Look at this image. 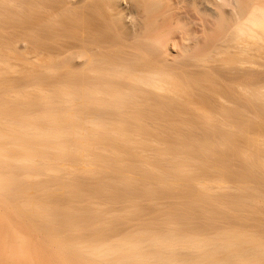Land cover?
I'll use <instances>...</instances> for the list:
<instances>
[{"label": "bare ground", "instance_id": "obj_1", "mask_svg": "<svg viewBox=\"0 0 264 264\" xmlns=\"http://www.w3.org/2000/svg\"><path fill=\"white\" fill-rule=\"evenodd\" d=\"M30 2L33 40L29 44L32 50H28L33 53L26 58V67L19 77L4 80L6 74L0 70L3 86L0 85L3 88L0 87L3 99L0 100L3 115L0 116V206L21 204L34 219L62 227L86 226L88 230H63L65 238L75 236L76 240L57 246L62 253L58 258L52 253H49L52 257L47 255V249L56 246L50 235L43 241L29 231L16 235L2 221L3 245L7 249L2 253L3 264H35V250L43 264H264V189L255 181L264 178V0ZM52 10L60 20L57 22L60 29L73 30L75 40L60 44L52 41L47 34L52 31L49 19ZM13 80L18 82L14 84ZM19 80L32 84L26 88ZM44 85L52 91L44 94L46 88L41 89ZM36 87L43 99H31L22 111V100L28 96L19 102L23 92L19 89L25 94L27 89ZM18 90L21 93L16 99ZM46 94L48 97L44 98ZM72 95L70 105L75 107L80 125L96 129L98 126L106 138H90L85 135L87 130L83 134L85 139L80 138L81 131L77 126L74 128L78 118L70 113L74 110L69 112L65 101L66 96L71 100ZM17 103H21V112L16 110ZM17 111L18 115L34 116V122L22 121L20 115L15 118ZM68 112L74 115L75 122L67 123ZM9 116L13 119H8ZM72 118L69 119L73 121ZM35 119L47 126L66 125L64 135L55 130L38 131ZM115 131L120 139L108 137ZM59 139L75 142L100 139L106 141V146L90 141L86 143L92 144L82 147L74 143L50 146L49 141ZM31 141L47 145L28 147ZM105 150L108 156L102 154ZM64 154L74 157L70 159L73 162L88 163L89 167L82 169L84 172L114 180L116 184L121 182L122 186L128 184L123 187L129 186L130 201L124 200L128 198L125 196L118 198L125 205L132 201L137 204L121 205L117 193L107 189L109 186L113 189L111 184L104 189L111 192L109 197L103 190L107 185L101 183L59 177L53 182L35 181V171L70 174L68 166L60 165ZM207 157L220 163L214 165ZM104 160L111 163L109 169L106 168L109 164L103 166ZM148 162L163 165L174 178L169 184L154 180L167 184L155 188L153 185L158 187L157 183L147 177ZM120 163L129 167L123 170ZM126 172L130 174L125 178ZM229 172L252 178L254 182L237 183L239 175L232 177ZM202 174H207L208 180L227 175L229 187L207 198L192 199L193 189H188L191 184L194 189L211 188V183H200L201 177L206 179ZM128 177L137 178H131L135 182L142 180L148 186L140 181L135 185ZM175 179L184 187L185 199H189L185 203L195 206L194 210L189 206L182 214L179 211L183 209L179 208L176 214L183 216L178 215L177 219L182 217L183 224L163 218L162 225L152 227L154 222L148 225L156 217L152 218L150 211L158 217L163 212L168 217L172 214L169 208L160 207V203L165 206L166 202L157 196L160 188L178 185ZM148 181L153 184L152 189L148 188L151 187ZM185 182L191 183L190 186L185 187ZM141 186L147 188L143 190ZM69 188L77 195H73L75 198L89 189L100 200L75 199L71 203V198L65 197L54 202L56 205L36 200L43 192L63 194ZM79 189H83L82 193ZM150 189L158 190H154L157 198L152 197L154 194L149 198L152 205L154 200L160 201L156 203L160 204L158 210L155 204L153 210L150 206L140 208L138 200L131 197L132 192L134 195L142 190L151 192ZM136 208L145 213L138 214ZM121 211L134 217L123 212L129 218L125 216V221L122 215L117 222L115 217ZM159 211L162 212L158 215ZM146 212L150 218L145 217ZM156 219L155 225L159 221ZM131 220L133 223L139 220L138 225H132ZM176 221L177 228L180 224L183 230H172ZM166 223H173L172 227ZM99 224L108 227L100 229Z\"/></svg>", "mask_w": 264, "mask_h": 264}, {"label": "rangeland", "instance_id": "obj_2", "mask_svg": "<svg viewBox=\"0 0 264 264\" xmlns=\"http://www.w3.org/2000/svg\"><path fill=\"white\" fill-rule=\"evenodd\" d=\"M31 2H30V0H0V70H2V71H4L5 72V74H6V78L4 79V80H9L10 78H12V77H19L20 75H21V72H22V70L26 67V58L29 56H31V52L32 51H30V50H28V49H31L32 50V47L29 45L30 44V42L33 40V35H32V33H33V31L31 30V28H32V22H31V18H30V7H31V4H30ZM53 11V10H52ZM51 11V12H52ZM54 12V11H53ZM52 12V13H53ZM52 13H51V15L50 16H52V17H50L49 19H50V21H51V25H50V30H52L51 32L49 31L47 34H49L50 35V37H52V41H53V39L55 40V43L56 44H60V43H67V42H72L73 40H75L74 38V35H75V33L73 32V30L72 31H70V32H64L62 29H60L61 27L59 26L60 24H58V23H60V20L58 19L57 20V14L54 12L53 13V15L55 14V16H53L52 15ZM57 16V17H56ZM56 17V18H55ZM56 19V20H55ZM58 22V23H57ZM56 29V30H55ZM61 30H62V32H61ZM48 31V30H47ZM32 32V33H31ZM55 32V33H54ZM54 33V34H53ZM54 35V36H53ZM48 40V39H47ZM72 40V41H71ZM75 42V41H74ZM9 43V45H11V47L12 48H10V47H8V44ZM8 47V48H6V47ZM33 53V52H32ZM14 84H15V82H18V80H13L12 81ZM19 84L21 85H24V84H26V88H28L32 83H30L29 84V82H26L25 83V81L24 82H21L20 80H19ZM0 83H1V81H0ZM27 83H28V85H27ZM1 86H2V84H0ZM21 85V86H22ZM0 86V87H1ZM3 87V86H2ZM1 87V88H2ZM23 87H25V86H23ZM47 86L46 85H44V87L43 88H41V89H43L44 90V88H46ZM37 88V89H36ZM36 88H29V89H27V93H25V94H23L24 93V90H22V89H19V90H21V92H19V90H18V93L16 92L15 94V96L14 97H17L18 95L17 94H20L21 93V95H20V99L18 100L19 102H22V104H23V109H22V111L25 109L24 108V106H25V103L26 104H29L28 102L29 101H31V99H35L36 98V100L40 97L41 99H43L42 98V95L40 94V96H39V94H37L38 92H36V91H39L38 90V88L39 87H36ZM3 89V88H2ZM49 88H46L44 91H42L44 94L46 93V91H47V93H48V90ZM1 90V89H0ZM30 90V91H29ZM2 91V90H1ZM33 91V92H32ZM50 91H52V90H50ZM49 91V92H50ZM29 92L31 93V94H29ZM35 92V93H34ZM27 94V95H26ZM35 94V96H33L34 98H32L31 96L32 95H34ZM51 94H52V92H51ZM51 94H49V95H51ZM54 94V93H53ZM28 96L27 98H26V96ZM37 95V96H36ZM48 94H46V96L44 97V98H46V97H48L47 96ZM25 96V98L26 99H24L23 97ZM52 96V95H51ZM2 97V96H1ZM19 97V96H18ZM18 97L16 98V99H18ZM31 97V98H30ZM38 97V98H37ZM70 97V96H69ZM69 97L68 96H66V98L68 99H66L65 101H67V104H68V106L67 107H70L68 110H69V112L71 111V110H74V106H73V108H72V106L70 105V104H72L73 102H72V100H74L73 99V95L71 96V100L69 99ZM22 98H23V100H22ZM75 98V97H74ZM15 99V98H14ZM13 99V101L12 102H15V100ZM0 100L2 101L3 99L2 98H0ZM4 100H6V99H4ZM22 100V101H21ZM45 100V99H44ZM27 101V102H26ZM76 101V100H75ZM74 101V102H75ZM6 102V101H5ZM34 102V101H33ZM32 102V103H33ZM72 102V103H71ZM16 103V102H15ZM18 104V103H17ZM17 104H15L16 105V108L17 107H19V105H21V103H19L18 105ZM30 105H31V103H30ZM28 106V105H27ZM19 109H21V107H19L18 109H16V110H18V111H20L21 112V110H19ZM67 110V111H68ZM17 111V113H16V117L15 118H20L19 117V115L22 117L21 118V120L22 121H31V120H33L32 118H34V116H32V118H31V116H26V115H23V114H19L18 115V112ZM26 112V111H25ZM68 112V113H69ZM74 112H75V110H74ZM73 111H71L70 113H72V114H74V115H76V112L74 113ZM43 112H41V114H42ZM69 113V114H70ZM44 114V113H43ZM72 114H70V116L68 115L66 118L68 119V122H67V119H66V122L67 123H69V121L71 122V123H73V122H75L74 120H76L75 118H74V115H72ZM0 116H3V115H1L0 114ZM13 116V115H12ZM12 116H9V117H7L8 119L10 118V119H13V117ZM37 116V115H36ZM5 117V116H4ZM41 117H43V115L41 116ZM70 117H73L72 118V120L73 121H71L69 118ZM75 117H77V115L75 116ZM37 118V117H36ZM78 118V120H76V125L74 126V128L77 126V128L81 131L80 133H82V134H79V135H82V136H80V138L81 137H83V134H85V132H90V133H86L85 135H87V134H89V137L90 136H92V137H97V138H100V137H107L106 135H104L102 132L104 131L103 129H105V128H103V127H101L102 128V130L103 131H101L100 129H98L99 127L97 126V129L96 128H86V126L84 125V126H81L80 125V123H79V118L80 117H77ZM52 119H54V118H52ZM35 126L38 128V131H40V130H55V131H58V132H60V134L61 135H64V133H63V128L65 129V127H66V125L65 126H63V125H60V124H55V123H51V125L49 126H47L46 124H39L38 122H37V120L35 119ZM33 122H34V120H33ZM66 122H64V123H66ZM37 123V124H36ZM69 125V124H68ZM87 126H89V125H87ZM94 126V125H93ZM92 126V127H93ZM68 127H70V126H68ZM91 127V126H90ZM73 128V127H72ZM121 129L122 128H117L116 130H118V131H121ZM62 132H61V131ZM87 130V131H86ZM105 130H107V128L105 129ZM123 130V129H122ZM124 130H127V129H125L124 128ZM154 131H157V130H154ZM139 132H140V130H139ZM134 134V133H133ZM132 134V135H133ZM85 135H84V139H85ZM126 136V135H125ZM130 136V135H129ZM92 137H90V138H92ZM108 137L111 139V138H113V139H120L119 137H120V134L117 132V131H115V133H113V134H110V135H108ZM78 140H80V139H78ZM86 141H90V142H96V144H98V145H102V146H106L105 144V142L106 141H101L100 139L99 140H86ZM86 141H82V142H79V141H77V142H75V141H73V140H69V141H66V140H64V139H59L58 141H54V142H52V141H49V142H51V144H50V146H53V145H66L67 143H74V144H77L79 147H82V145H84V144H92V143H86ZM214 145H216L215 143H213ZM41 145H47L46 143H44V142H40V141H31L30 142V146H28V147H33V146H41ZM71 145H73V144H71ZM106 151V150H105ZM105 151H101L102 152V154H104V153H106L105 154V156L107 155V151L105 152ZM51 153H53V152H51ZM42 155H47V154H42ZM56 155H58V153H56ZM109 155V154H108ZM107 155V156H108ZM64 156H65V154H64ZM53 157H54V159L57 161L58 160V158L56 159L55 158V155H54V153H53ZM62 158H64V159H62V160H60V165L61 164H65L66 166H68L67 167V171L68 172H70V174H64V173H59L58 175H54V174H49V173H46V172H43V171H35L34 172V175L36 176L35 177V181L37 180V181H50V182H53V180L55 179V178H57V177H59V178H65V179H69V180H73V179H77V180H80V181H87V182H91L92 184L93 183H97V185H98V183H101V184H103V185H107V186H105V187H103V190L104 189H106V187H108V184H111L112 186H114L113 187V189L110 187V189H109V187L107 188L108 189V191L110 190V191H115L114 193H117L116 194V196H117V198L119 197V198H123L124 196L125 197H128V195L130 194L131 195V193L128 191V189L127 188H124L123 186L125 185H128V184H126V183H124V185L122 186L121 185V182L119 183V184H116L115 182H114V180H112L111 182H110V180L108 181L107 179H105V178H102V177H98V176H96V175H94V174H91V173H88V172H84L82 169H87L89 166H87L88 165V163H84L83 162V164L82 163H80L79 161H78V163H76V162H73L72 160H70V159H73L74 157H71L70 155L69 156H65V157H62ZM210 158V160L212 161V158L211 157H207L206 158V160H208ZM59 159H61V158H59ZM210 160H208V161H210ZM214 160V162L212 161V163H215L214 165H217L218 163L217 162H219L220 163V160L218 161L217 159H213ZM62 161V162H61ZM105 162H103V166L104 165H106V164H109V162H107L106 163V160H104ZM189 161V160H188ZM207 161V162H208ZM105 163V164H104ZM127 163V162H126ZM123 164V165H121V163H120V168L121 169H125V168H128L129 166H127L128 164ZM150 162H148L147 164L148 165H146V166H148L150 169H148L147 170V172L150 174V176H147V177H149V178H151L152 179V183H153V181L154 180H161V182H163L164 181V183H168V181L169 182H171V180H172V178H174V177H170V175L168 174V170H165L166 168H163L162 166L163 165H159V164H156V163H150ZM210 163V162H209ZM212 163H210V165H212ZM238 165L239 164H241V162H239V161H237L236 162ZM132 164V163H131ZM71 166V167H70ZM112 165H111V163L109 164V165H106V168H110ZM90 167H92V165L90 166ZM97 167V166H96ZM125 167V168H124ZM78 170V171H77ZM82 170V171H81ZM154 170H155V173H154ZM165 172H163V171ZM79 171H81V172H79ZM146 172V173H147ZM21 173H23V172H21ZM127 173V172H126ZM126 173H124L125 174V178L127 177V175L128 174H130V172H128L127 174ZM33 174V173H32ZM123 174V173H122ZM166 174H168V175H166ZM207 175V174H206ZM206 175H204V174H202V175H200V176H205L206 177V179H201L200 178V183L201 182H204L205 184L207 183H211V188H206V187H203V186H198L199 188L197 189H194L192 186V184L191 183H188L187 184V182H185V183H183V184H185V187L186 186H190L189 184H191V186L188 188V189H193V191L191 192V198L193 199V198H198V197H203V198H207V196L210 194H213V193H219V192H221L222 190H224V189H226L227 187H229V184H230V179L227 177V175H224V176H216V177H212V178H210V180H208V178H207V176ZM229 175L230 176H232V177H236V176H238L239 174H237V173H234V172H229ZM123 176V175H122ZM131 176V175H130ZM241 175H239L238 176V178H239V180L237 181V183H244V184H249L250 183V181H253L252 180V178L250 179L249 177L248 178H243L244 176H241ZM124 177V176H123ZM135 177V176H134ZM138 177V176H137ZM146 177V178H147ZM176 177V176H175ZM131 178H133V177H128V179H130V180H132ZM133 179H137V178H133ZM151 179H149V180H151ZM179 179V178H178ZM163 180V181H162ZM176 180V179H175ZM181 179H179L178 181H180ZM212 180V181H211ZM132 181H134L133 183H135V185H136V183L138 182L139 183V179H138V181L137 182H135L136 180H132ZM156 181H154V182H156ZM166 181V182H165ZM174 181V180H173ZM178 181L176 180V182H174V183H178ZM257 183H259V184H261V186H262V188L264 189V178H258L257 180H255ZM116 182L118 183V180H116ZM122 182H124V181H122ZM140 182H142V183H145V182H143L142 180L140 181ZM147 182V181H146ZM149 182V181H148ZM161 182H156L157 183V186H158V184H160ZM181 182V181H180ZM254 182V181H253ZM78 183V182H77ZM115 183V184H114ZM164 183H162V185H167V184H164ZM140 184V183H139ZM138 184V185H139ZM146 184V183H145ZM148 184H150L151 185V183L149 182ZM155 184V183H154ZM169 184V183H168ZM171 184V183H170ZM182 184V183H181ZM206 184V185H207ZM52 185V184H51ZM137 185V186H138ZM153 185V184H152ZM152 185H151V187H148V188H153L152 187ZM162 185L160 184L159 186H161L162 187ZM172 185V184H171ZM205 185V186H206ZM50 186V185H49ZM48 186V187H49ZM68 186H70V185H68ZM145 186H148L147 184L145 185ZM145 186H143V187H145ZM153 186H155V188H159V186L158 187H156V185H153ZM164 186V188L165 189H162V188H160V193H158V196H157V194H154L155 192H154V190L155 189H153V191H151V189H150V191L151 192H149L148 190L147 191H144L143 192V190H145L142 186H141V188H143V190L141 191V193L140 192H137V194H134L133 195V193L134 192H132V196L131 197H133L134 196V198L136 199V200H138V205H139V207L140 208H145L146 206H150L149 208H152V207H155V205H156V203L159 201V200H161V202L162 201H165L166 202V204H168L169 206H167L166 204H165V202H164V204H165V206H162L163 205V202L162 203H160V204H162L160 207L162 208V209H164V207L166 208L167 207V209L169 208L171 211H175V215H174V218H172L173 217V212H172V214L170 213V215H169V217H171L170 219H168L169 217L168 216H166V215H163V213L161 214V212L162 211H159L158 212V215H159V213L162 215V216H165V217H161V215L158 217L157 216V214L156 215H152V213H155V212H152L151 213V211H150V215H151V217L152 218H154L155 216V219L157 218V219H159V221H158V223H157V225H155V223H156V221H153V220H155V219H153L152 220V222H150V223H148V225L150 224L151 226H152V223H153V226L152 227H155V226H158V225H162V223H161V219H163V218H165L166 220H169L170 222H172V220L174 219V220H178L177 219V216L179 215V214H176V212L177 211H179L180 209L179 208H182L183 210L182 211H179V212H182V214H184V212L186 211V209H189L188 207L190 206V208H191V210L193 211L194 210V207L195 206H193V205H187L186 203V201H188L189 202V199L187 200V198L185 199V196L186 195H184L185 194V191H184V187H183V185H180L179 183H178V185H172L173 187L172 188H169L168 186V188L166 189V187ZM209 186V185H208ZM207 186V187H208ZM72 187V186H71ZM210 187V186H209ZM52 188H53V186H52ZM57 188V187H56ZM68 188V187H67ZM67 188H65V189H67ZM139 188H140V185H139ZM48 189H51V188H48ZM84 190L86 189V188H83ZM82 189V190H83ZM52 191H54V189H51ZM68 190H70V188L68 189ZM67 190V192L65 191V193H63V194H58V193H53L52 191H49V193L48 192H43L42 194H40L39 196H38V198L36 199V200H38V201H46V202H48V203H51V204H54V205H56V203H54V202H56V201H58V200H60V199H62V198H65V197H68V198H71V200H70V202L72 203V201L73 200H75V199H77V201L79 202V201H84V200H100V199H96V198H98L97 196H96V193L92 190V192H90L91 190H89V189H87V190H85V191H83V193L84 194H80V196H78V198H75L74 196L76 195H74V191H72L73 189H71L70 191H68ZM80 190V189H79ZM82 190H80L79 191V193L82 191ZM86 191H89V192H86ZM105 192H107L106 190H104ZM155 191H157L158 192V190L156 189ZM189 191V190H188ZM54 192H57V189H56V191H54ZM59 192V191H58ZM76 192H78V190L76 191ZM82 193V192H81ZM109 193H111V192H109ZM109 193L107 192V195L109 196ZM114 193H112L111 195H113ZM136 193V192H135ZM154 194V195H153ZM74 195V196H73ZM79 195V194H78ZM99 195V194H98ZM127 195V196H126ZM153 195V196H152ZM157 196V197H159L158 199H156V203H155V200H154V198H153V200H154V204L152 205V200H150L149 198H151V196L152 197H154V196ZM77 196V195H76ZM99 196H101V195H99ZM155 196V198H157ZM103 197H106V196H104L103 195ZM110 197V196H109ZM113 197V196H112ZM189 197V198H190ZM101 198V197H100ZM114 198H116V197H114ZM116 198V199H117ZM118 198V199H119ZM103 199V198H102ZM107 199V198H106ZM111 199V198H110ZM118 199H117V201H118ZM128 200L129 199V197L128 198H124V200ZM131 199V198H130ZM152 199V198H151ZM120 200V199H119ZM124 200H120V201H122L121 202V205L123 204V202H124ZM126 200V201H127ZM184 200H186V201H184ZM116 201V200H115ZM128 201H130V200H128ZM150 203H149V202ZM136 204H137V201H134ZM133 201L130 203V202H128V206H130V205H135V203H134ZM160 202V201H159ZM181 202H184V203H181ZM186 202V203H185ZM120 203V202H119ZM146 203V204H145ZM149 203V204H148ZM180 203H181V205L184 207H182V206H180ZM15 204V203H14ZM115 205H116V203H114ZM126 203H124L123 204V206L125 205ZM158 204V203H157ZM159 204V205H160ZM121 205H118V206H120V207H122ZM127 205H125V206H127ZM159 205H156L157 207H155V209L157 208V210H158V207H159ZM111 206H112V209H113V203L111 204ZM117 206V205H116ZM144 206V207H143ZM193 206V207H192ZM134 207H137V206H134ZM160 208V209H161ZM111 209V210H112ZM120 210H121V208H119ZM137 209H139V208H136L135 210V212H137L138 214L139 213H142V212H144V211H141V209H140V211L141 212H138L137 211ZM185 209V210H184ZM59 210H61V209H59ZM152 210H153V208H152ZM157 210H156V213H157ZM117 211V210H116ZM115 211V212H116ZM119 211V210H118ZM128 211V210H127ZM127 211H121V213H119V212H117V213H119L118 215H120V217L117 215V218L115 217V216H113L112 217V220H115V221H117V222H119V220H120V218H121V220H122V215H124L123 217V220H125V221H127V218H125V214H128L129 212H127ZM146 211V210H145ZM149 211V210H148ZM164 211V210H163ZM166 211V210H165ZM114 212V213H115ZM123 212H125V214H123ZM127 212V213H126ZM113 213V214H114ZM137 213H134L135 215H137V217H138V214ZM145 213V212H144ZM143 213V214H144ZM147 213V215L145 216V217H147V218H150V215L148 216V212H146ZM166 214L167 213H169L168 212V210H167V212H165ZM116 214V213H115ZM114 214V215H115ZM130 214V213H129ZM128 214V215H129ZM181 214V213H180ZM179 215V216H183V215ZM89 215H91V214H89ZM132 217H134V215L133 214H130ZM130 216V217H131ZM115 217V219H113ZM118 217H119V219H118ZM126 217H128V216H126ZM167 217V218H166ZM63 218V217H62ZM87 218V217H86ZM129 218V217H128ZM139 218V217H138ZM137 218V219H138ZM181 218V219H180ZM134 219H136V218H134ZM156 219V220H157ZM6 220H8V221H6ZM130 220V219H129ZM173 220V221H174ZM180 220V221H179ZM179 220H178V223L179 222H182V217H179ZM2 221L3 222H5L6 223V225L11 229V230H13L15 233H16V235L17 234H19V233H25V232H30V233H32L34 236H36L37 238H38V240H44L45 238H46V235H50L51 237H52V239H53V241H54V244L56 245L55 247H49L48 249H47V255L50 257L51 255L49 254V253H52V254H54L56 257H58L59 258V256L62 254V253H59L58 251H57V246H65V245H67L68 243H69V241L71 240V239H74V240H76V237L75 236H71L70 238H65L64 236H63V234H62V232H63V230H69V231H87L88 229L86 228V226L84 227V226H80L79 227V229L76 227V228H74L73 227V225L72 224H69V225H67V226H64V227H62V226H58V225H56V224H49V223H46V222H44V221H41V220H37V219H34V218H32V216H30L28 213H27V211H25V209H24V207L21 205V204H15V205H7V206H5V207H1L0 206V259H1V262H0V264H3V256H2V253H3V250H4V253L7 251V249H5V244L3 245V233H2V231H1V225H2ZM73 221V220H72ZM132 221V225L133 224H135V225H138L137 223L139 222V220H136V221H134V223H133V220H131ZM169 221H167V222H169ZM25 222H28V223H25ZM70 222V221H69ZM137 222V223H136ZM162 222L163 223H165L163 220H162ZM175 222V221H174ZM46 223V224H45ZM64 223H66V222H64ZM160 223V224H159ZM25 224H28V225H25ZM115 223H113V225H114ZM167 224V223H166ZM171 224H173V223H168L167 224V226H169V228L170 227H172L171 226ZM177 221H176V223H175V225L174 226H176V227H172L173 229V231H175L176 229H178V228H180L179 230L181 231V230H183L182 229V227H179L180 226V224H179V226H178V228H177ZM181 224H183V222L181 223ZM82 225H83V223H82ZM84 225H85V223H84ZM94 225V224H93ZM97 225V224H96ZM164 225V224H163ZM29 226V229L27 230L26 229V227H28ZM95 226V225H94ZM99 226V228L101 229L102 227H108V226H103V224L101 225V224H99L98 225ZM110 226V225H109ZM164 226H166V225H164ZM112 227V226H111ZM176 228V229H175ZM115 229V228H114ZM114 229H112V231L114 230ZM175 229V230H174ZM168 230H170V229H168ZM171 230V231H172ZM177 231V230H176ZM99 235V234H98ZM95 236H97V235H95ZM74 240H72V241H74ZM44 250H46V247L44 248ZM55 253H57V254H55ZM53 255V256H54ZM47 256V257H48ZM33 257H34V263L35 264H38V263H40V264H43V262H44V260L42 259V257L41 256H38L37 255V251L35 250V252H33ZM52 257V256H51ZM62 257H64L63 255H62ZM36 258H40V259H36Z\"/></svg>", "mask_w": 264, "mask_h": 264}]
</instances>
